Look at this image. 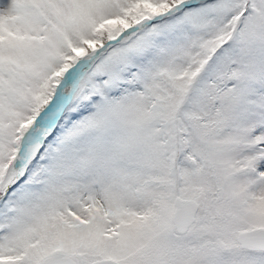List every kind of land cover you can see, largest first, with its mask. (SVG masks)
<instances>
[{
    "label": "snow or ice",
    "instance_id": "1",
    "mask_svg": "<svg viewBox=\"0 0 264 264\" xmlns=\"http://www.w3.org/2000/svg\"><path fill=\"white\" fill-rule=\"evenodd\" d=\"M0 264H264V0H0Z\"/></svg>",
    "mask_w": 264,
    "mask_h": 264
}]
</instances>
